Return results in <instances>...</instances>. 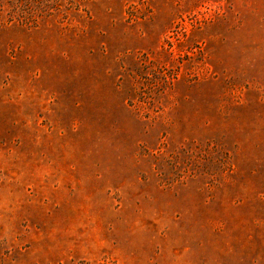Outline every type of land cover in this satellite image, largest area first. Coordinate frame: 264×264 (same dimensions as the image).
<instances>
[{"label": "rangeland", "instance_id": "374dc122", "mask_svg": "<svg viewBox=\"0 0 264 264\" xmlns=\"http://www.w3.org/2000/svg\"><path fill=\"white\" fill-rule=\"evenodd\" d=\"M0 264H264V0H0Z\"/></svg>", "mask_w": 264, "mask_h": 264}]
</instances>
